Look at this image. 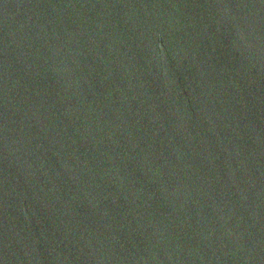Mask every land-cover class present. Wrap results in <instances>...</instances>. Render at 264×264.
Wrapping results in <instances>:
<instances>
[{
	"label": "water",
	"instance_id": "1",
	"mask_svg": "<svg viewBox=\"0 0 264 264\" xmlns=\"http://www.w3.org/2000/svg\"><path fill=\"white\" fill-rule=\"evenodd\" d=\"M0 264H264V0H0Z\"/></svg>",
	"mask_w": 264,
	"mask_h": 264
}]
</instances>
